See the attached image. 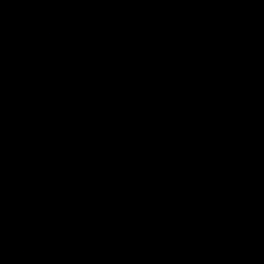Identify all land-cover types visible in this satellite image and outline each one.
Returning a JSON list of instances; mask_svg holds the SVG:
<instances>
[{"label":"water","instance_id":"obj_1","mask_svg":"<svg viewBox=\"0 0 264 264\" xmlns=\"http://www.w3.org/2000/svg\"><path fill=\"white\" fill-rule=\"evenodd\" d=\"M0 264H264V0H0Z\"/></svg>","mask_w":264,"mask_h":264}]
</instances>
